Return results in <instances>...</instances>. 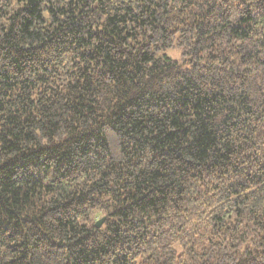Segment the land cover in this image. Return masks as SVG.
Masks as SVG:
<instances>
[{"label":"trees","instance_id":"trees-1","mask_svg":"<svg viewBox=\"0 0 264 264\" xmlns=\"http://www.w3.org/2000/svg\"><path fill=\"white\" fill-rule=\"evenodd\" d=\"M0 264H264V0H0Z\"/></svg>","mask_w":264,"mask_h":264},{"label":"rangeland","instance_id":"rangeland-1","mask_svg":"<svg viewBox=\"0 0 264 264\" xmlns=\"http://www.w3.org/2000/svg\"><path fill=\"white\" fill-rule=\"evenodd\" d=\"M167 55L172 58V59H175V60H178L179 57H180V53L176 50H171V51H168L167 52Z\"/></svg>","mask_w":264,"mask_h":264},{"label":"water","instance_id":"water-1","mask_svg":"<svg viewBox=\"0 0 264 264\" xmlns=\"http://www.w3.org/2000/svg\"><path fill=\"white\" fill-rule=\"evenodd\" d=\"M103 221H104V218L101 219V220H99V221L95 224V226L99 228V227L102 225Z\"/></svg>","mask_w":264,"mask_h":264}]
</instances>
